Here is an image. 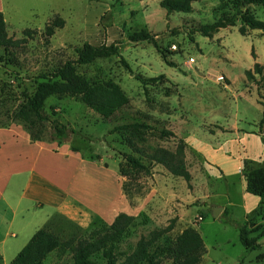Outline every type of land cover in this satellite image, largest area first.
<instances>
[{
    "label": "rangeland",
    "instance_id": "rangeland-1",
    "mask_svg": "<svg viewBox=\"0 0 264 264\" xmlns=\"http://www.w3.org/2000/svg\"><path fill=\"white\" fill-rule=\"evenodd\" d=\"M161 1L39 0L34 15H7L9 36L33 33L16 50L5 53L0 47V128L16 126L29 133L30 126L42 142L59 146L50 141V124L34 123L28 115L24 95L33 96L39 76L75 60L76 47L116 44L119 56L75 66L92 82L117 83L129 99L126 105L103 118L78 95H52L42 101L40 112L73 130L64 144L91 161L92 166L75 165L80 183L89 185L100 177L110 184L117 174L129 204L125 214L134 218L114 244L117 262L151 231L171 227L159 240L165 244L190 227L204 243L200 264H264V207L261 216H252L260 199L246 193L243 176L247 169L264 166V69L252 79L245 74L256 62L264 66V34L253 30L241 35L239 21L210 37L198 30L222 14L231 15L233 0H194L189 13H167ZM250 11L264 20V8L251 6ZM55 17L64 26L47 37L44 28ZM140 31L152 35L154 43L129 39ZM189 58L194 63L188 64ZM128 124L139 127L114 130ZM163 130L174 135L162 137ZM179 143L184 144L189 182L161 165L145 172L126 160L133 156L148 165L147 154L159 147L174 150ZM214 207L223 208L217 218ZM249 218V236L259 238L255 250L239 241V227ZM50 225L62 241L94 240L110 226L92 217L85 226L58 217ZM93 259L106 264L100 253ZM160 259L159 264H171L166 255ZM43 263L74 264L64 248Z\"/></svg>",
    "mask_w": 264,
    "mask_h": 264
},
{
    "label": "trees",
    "instance_id": "trees-1",
    "mask_svg": "<svg viewBox=\"0 0 264 264\" xmlns=\"http://www.w3.org/2000/svg\"><path fill=\"white\" fill-rule=\"evenodd\" d=\"M194 0H162L160 5L167 13L183 12L189 13L192 10ZM251 6L264 8V0H233L234 12L231 15L222 14L213 22L202 25L198 30L204 36L210 37L219 29L236 26L239 21L238 32L246 35L249 31L258 30L264 34V20L256 18L250 11ZM65 21L60 17L50 20L44 28L47 37L52 36L56 29H61ZM33 32L25 30L24 37L14 39L9 36L6 29V22L3 13L0 12V47L5 53L18 49ZM133 42L152 41L153 37L145 31L135 32L129 35ZM154 43V42H153ZM77 58L65 61L61 66L54 68L47 74L39 76L41 81L37 84L32 97L24 95L28 115L37 122H48L51 127L50 141H56L59 145L66 142L67 138L74 133L66 125L56 119L40 112L42 101L52 95H78L81 102L94 109L101 117H110L115 110L123 107L129 101L121 87L111 80L104 82H92L76 70V64L85 65L94 62L98 58H110L119 56L118 46L114 43L109 45H92L84 43L75 48ZM254 58V50H251ZM128 69L129 66L125 64ZM264 66L254 63L252 70H246L248 79H252L254 74L262 75ZM143 81L142 78H140ZM261 105L263 115L260 123H264V95ZM127 127H139L138 124H128L115 127L122 129ZM31 140H41L36 132L28 126ZM170 131L163 130L162 137L173 136ZM148 165L143 164L133 156L126 158L133 169L149 172L150 166L158 164L163 166L172 176L181 177L186 182L191 180V175L185 162L184 144L179 143L174 150L162 147L156 148L147 154ZM245 191L260 199L258 207L252 216H261L264 207V166L247 169L244 172ZM251 218V217H250ZM239 227V241L248 250H255L259 247L258 237H250L252 230H247L248 221ZM134 218L125 213H120L106 229V231L94 240L75 239L62 241L60 237L52 232L48 226L37 230L28 243L10 261L9 264H44V259L52 252L64 248L72 253L74 264H98L93 257L101 254L106 260V264H159L161 257L166 255L171 260V264H200L205 252L204 243L200 233L194 228H186L176 238L165 244H160L159 240L171 229V227L151 231L147 236H141L131 253L123 261L117 262L114 254V244L120 239L127 228L132 224ZM257 229L262 228L258 225ZM264 233V230L262 231ZM264 236V234H261Z\"/></svg>",
    "mask_w": 264,
    "mask_h": 264
},
{
    "label": "crops",
    "instance_id": "crops-1",
    "mask_svg": "<svg viewBox=\"0 0 264 264\" xmlns=\"http://www.w3.org/2000/svg\"><path fill=\"white\" fill-rule=\"evenodd\" d=\"M38 1L0 0V12L5 22L7 15H34ZM70 163L68 170L64 165ZM78 163L92 166L67 144L54 147L52 143L31 140L20 127L0 128L2 264L10 263L40 228L48 226L54 232L50 223L55 217L85 226L91 217L111 224L117 215L128 212L129 204L115 172L112 183L104 184L99 177L89 182L90 187L80 183L81 177L74 173Z\"/></svg>",
    "mask_w": 264,
    "mask_h": 264
},
{
    "label": "water",
    "instance_id": "water-1",
    "mask_svg": "<svg viewBox=\"0 0 264 264\" xmlns=\"http://www.w3.org/2000/svg\"><path fill=\"white\" fill-rule=\"evenodd\" d=\"M222 210H223L222 207H214L212 210L213 218H217Z\"/></svg>",
    "mask_w": 264,
    "mask_h": 264
},
{
    "label": "built area",
    "instance_id": "built-area-1",
    "mask_svg": "<svg viewBox=\"0 0 264 264\" xmlns=\"http://www.w3.org/2000/svg\"><path fill=\"white\" fill-rule=\"evenodd\" d=\"M172 47L175 48V46H172ZM192 63H194V58H189L188 64H192Z\"/></svg>",
    "mask_w": 264,
    "mask_h": 264
}]
</instances>
